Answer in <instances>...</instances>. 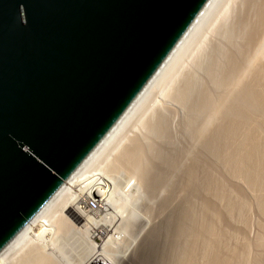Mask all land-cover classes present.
<instances>
[{"label": "water", "instance_id": "95a60500", "mask_svg": "<svg viewBox=\"0 0 264 264\" xmlns=\"http://www.w3.org/2000/svg\"><path fill=\"white\" fill-rule=\"evenodd\" d=\"M208 0H0V253L147 84Z\"/></svg>", "mask_w": 264, "mask_h": 264}, {"label": "bare ground", "instance_id": "6f19581e", "mask_svg": "<svg viewBox=\"0 0 264 264\" xmlns=\"http://www.w3.org/2000/svg\"><path fill=\"white\" fill-rule=\"evenodd\" d=\"M248 1L249 3L252 4V6L251 4H249L251 7L257 9L256 10L257 21L256 20L254 21L256 22V24L249 23L250 27L249 24H245V26L247 27L243 25L245 28L247 29L249 28L248 29L249 31L245 30V32L247 31L246 33H248V35L245 34L243 37L245 39V36H247L245 41L246 43H244L246 48L251 46V44L253 45V43L257 41L258 35L260 34L262 27L264 26V0H248ZM215 2L217 3L216 0L207 1L206 5L197 15L193 23L183 34L181 39L178 41V43L175 45V47L172 49L169 55L165 58V60L162 62V64L159 66V68L156 70V72L153 74V76L150 78L147 84L143 87L140 93L132 101V103L129 105L126 111L122 114L119 120L114 124L111 130L99 142V144L94 148L91 154L83 161V163L67 179V181L61 186V188L52 196V198L42 207V209L32 218V220L12 240V242L0 253V264H16L15 259H17L19 255L21 256V259L22 257L23 260L25 259L24 261H22L23 262L22 264H60V262H54V260L57 259H53L52 258L53 256L49 257L47 255L48 257H44L45 254H48V251H46L47 253L43 255V253L45 252L44 249L46 248V250H48L47 245L53 243L52 240L54 239L51 237L54 235L56 236L60 232L68 229V226L71 225L72 221H74L77 224L78 230L86 243V252L82 256H80L78 260L79 262L77 261L78 263L76 262V264H122L121 262H118L116 258H114L116 254L114 253L113 247L117 243V241L120 240L119 238H121V232L117 231L118 225H115L116 223H114V220L117 218H121L122 212L124 211L123 206L125 205V202L128 199L127 197H129L131 194L130 192L132 191L131 189L132 186L129 184L131 188L129 187L128 189L127 187L128 191L127 190L123 191V196H125L124 199L126 198L125 200L118 198L116 196V193L120 190H116V188H114L113 185L111 187L113 174L107 168L101 165L99 159L101 160V157H103L105 154H107L110 151L112 152L113 149L119 150L118 148H121L123 146V143L121 146L118 144V142L119 143L120 141L122 142L123 139L121 138H123L122 135L124 134V131H126L127 126L131 124L132 121H134L132 119L135 118L138 112L143 108V100L157 86L158 82L161 80V77L164 76L163 74L166 72L165 70L167 69L169 70L170 68L169 66L173 64L172 62L176 63L178 61L177 59H176L177 61H174L175 58L178 56L177 54L180 53V50L188 42L189 38H192L190 37V34L194 33V31L200 26L202 20L206 17V14L209 12L210 8L213 7ZM263 44L260 43V46L262 45L263 47ZM260 49L262 48L259 47V50H256L257 53L255 55H252L253 57L255 56L254 58L252 59L250 58V60L248 59L249 60L248 62H244V63L241 62L242 58L241 60L239 58V55L242 54L244 50L238 51L237 55L232 53L231 54L227 53L225 56L226 65L222 70H219V64L217 63H213V65L211 64L212 66L210 67L211 68L210 77L213 80V82L219 85L220 87H223V89L224 88L226 89V87L224 86H227L228 83L233 80L232 81L234 82L233 85L235 84L234 88L236 87L238 94L234 95L233 93L234 95L233 97L232 94H230L231 96H229L227 94L228 90L226 89L227 90L226 95L229 98L222 100L223 98H225L224 95L221 99L222 101L217 100L218 102H222L221 104L219 103L221 106L218 105L220 106L218 107L220 109L217 111L220 114L217 115L220 116V119L222 118L221 119L222 123L218 122L221 123L219 127L217 126L218 123H216L217 125L215 126H217L216 128L217 130H215L214 127L215 131L212 129L213 131L211 130L212 132H209L210 133L209 135L207 134L208 131H206L207 132L206 133L201 129L200 130L203 132V134L199 130L197 131V133L198 132L201 133L203 135L202 137L204 138L207 136V138L204 141L205 143H202L203 139L201 138L200 140L202 141L200 140L199 141L202 143V144L200 143L201 147L204 146L203 147L204 149L203 148L202 149L208 154V156L211 157V160L221 165L223 164V167H226L227 172H229L232 175V176L229 175L230 177H233L235 180L242 181L245 184V186L249 190H251V192L257 195L259 199L258 208H260V210L262 211L261 214L263 213L264 215V137H263L264 134H262L264 132V65L263 66L259 65L263 63L260 61L261 59H258L261 58L258 57L260 53L259 52ZM257 61L258 62L260 61L261 63L259 62V64H257L258 63ZM175 67L176 66L174 65V68ZM217 70H219L220 73H217ZM250 70L251 73L249 74ZM245 72L247 73L246 74L247 76L250 75L251 77V78L248 77L247 79L249 80V82L250 80L254 79L250 83L246 82L247 80L244 78ZM169 77L170 76H168V78ZM232 82H230V84ZM231 86L229 85L230 88ZM195 89L196 87L194 81L192 80L189 81L185 86V88L180 92L178 96L179 101L185 104L189 103V100L192 98L193 93H195ZM199 89L200 88L196 90L197 94L195 93L194 99L192 100L191 110L193 115L195 113L198 114V112H201L206 108L211 109L217 107L215 105L214 107H211L213 105V101H215L216 99L212 100V97L204 88L203 89L201 88L202 90ZM232 89H230L231 90L230 92H232ZM237 92L235 91V93ZM211 112L214 113L213 110ZM214 114L218 118L216 113ZM216 117L215 119H217ZM158 120L161 121L158 124L156 123L158 126L155 123H153V126L154 127L155 125L157 126L155 127L157 128L156 134H158L157 132H159L158 135L161 136L160 138H162L159 140L165 141L167 139L166 138L167 127L163 118L162 120L160 119ZM189 120H191L192 122V118ZM217 120H219V118ZM151 128L153 129L152 126ZM127 129H131V128H127ZM150 131L152 132L153 130ZM154 133L155 132H153V134ZM204 133L207 135L205 136ZM200 135L198 136L200 137ZM136 141L138 140L136 139ZM131 143L134 142L132 141ZM129 146L130 145H128V149L127 146L125 148L124 147L122 148L123 150L124 149L126 150L120 153L122 154L121 155L122 157L120 156L119 162L122 164L123 161L122 164L124 166L123 169L129 171V173H131L133 176H136L137 179H139L141 183V185L140 183L139 185L142 186V188H145L149 193L154 194L157 190L160 189V187L161 188L163 187L162 185L167 184L164 186H169V187L170 185H172L171 184L173 183L172 174L175 171H177L181 166L178 162L179 160H177V154L175 155L174 153L172 154L171 152H170L171 154L170 153L168 154L162 148H159L156 144L155 146L157 147L155 146L153 147L156 148V150L158 151L153 149L154 151H156V153H154L151 156L150 154L154 152L152 151L153 147H151V150H149L148 148H146L145 145L143 147V143L141 144V141L140 143L135 142V144H132L130 147ZM145 149L149 150V151L146 150L147 154L145 152ZM150 151L152 152L150 153ZM193 157L196 158L197 156L193 155ZM193 157L192 160H194ZM106 158L107 157L105 156L103 160ZM199 158L197 157L196 160L191 161V163L193 162L194 163L191 164L190 167H189L190 163L186 165L188 167L184 165L187 168L186 170H182L183 168L179 169V171L181 172L184 171L183 173L184 176L180 175L183 177V180L181 182L179 180L178 181L182 183L183 189H186L189 192L191 191L189 193L190 197L185 202H183V205L182 203L180 204L182 205V207H179V209L177 210H175L176 208H174L175 211L172 214H175L176 218L175 219L172 218L174 219V220L171 219L172 221L168 220L171 224V228H169V231L170 229H172V226L174 227V229L171 230V233L173 235L169 233V237H168V238L171 237L172 241L170 243V240L166 237L168 236V234L166 235V233H168L169 231L166 232L165 237L167 238V241L169 240L168 242L170 243V245L168 247L166 246L167 248L163 247L164 251L161 248L163 254L160 256H158L159 254L157 255L158 258L162 256L161 262L158 258H156V260L159 261L161 264H198L197 262L201 261V259L198 258L200 253L201 254L200 257H202L203 259L202 260L203 262H200L202 264H235L237 262L238 264L242 263L239 261L244 259L243 258L244 253L242 254L238 250L237 252L236 250H234L235 252L231 254H227V253L224 254V250L226 251L228 250L226 249L227 243H225L227 242L226 241L227 234H225L226 232L225 233L222 232V230H220L218 227L219 226L218 220H220L219 218L222 217L221 216L222 211H220V209L218 208L217 206L218 203L214 202V201L225 202L226 209L224 211H226L229 214H232L234 211H236L235 209L240 208L239 206L236 205V203H238V200L237 199L234 200V196H233L234 192H232L233 190L230 191L229 187L227 189L226 187L227 183L225 184L226 185L225 186L224 183L221 181V179L217 178L218 176H216L213 173L211 169L212 165H209L211 162H208V159L206 162L205 159V162L203 161L204 162L203 164V162H201L200 160L203 157H201L200 159ZM119 162L118 164H120ZM179 174L180 172L178 173V175ZM178 177L175 180H177ZM179 178L181 179V177ZM238 191L240 192V190ZM88 197H97L99 199L100 207L97 211L91 213L88 212L87 209L85 208V201ZM211 197L214 200H212ZM240 202L244 204L243 201ZM197 203L200 204V206L198 204L199 208L197 207ZM69 204L70 206L73 205L75 210H72L69 207ZM166 204L168 203L166 202L162 206ZM243 207L241 209H243ZM116 221H118V219ZM168 226L170 227V225ZM152 233L158 234V231L151 232V234ZM157 234L151 235L152 239L155 236H157ZM151 237L150 240H152ZM165 237L163 238L165 239ZM97 238L104 239L103 244L98 245V242L95 241V239ZM148 238L147 240H145L144 242L145 244L146 241H148L147 244H149ZM259 239L260 240L257 242L258 243L257 245L264 246V236H262V238L260 237ZM153 243L150 242L151 245ZM151 245L150 246L146 245V248L148 247L149 249L150 247L149 250L150 253L152 254L153 251L151 252V248L153 247L154 244L152 245V247ZM155 245L157 246V243ZM246 247L247 245L243 247L244 249L243 248L241 249L243 250L242 252H244ZM154 248H155L154 250L156 251L157 247ZM41 249L43 251L41 252V254L36 252L37 250L40 251ZM157 249L160 251L159 248ZM32 250L34 251L36 250L34 252L36 253L35 258L33 257L34 254L32 253L33 252ZM28 251L31 254H33L32 256L33 260H31L32 257L30 256V253L29 255H25L28 254ZM145 251L146 252L144 253V255H147L146 253L148 251L147 250ZM159 251L158 253H160ZM37 253L40 255L37 256ZM140 253L143 254L142 252ZM21 254H23V256ZM126 254H128V252ZM24 256H26L27 259L24 258ZM149 256L150 255L148 254V258H147L148 260L150 258ZM153 257H154V253L152 258ZM51 258L53 260H50ZM156 260L154 261L156 262ZM17 261H18L17 263L20 262L19 260ZM154 261L153 263H155ZM72 264H74V262H72Z\"/></svg>", "mask_w": 264, "mask_h": 264}, {"label": "rangeland", "instance_id": "374dc122", "mask_svg": "<svg viewBox=\"0 0 264 264\" xmlns=\"http://www.w3.org/2000/svg\"><path fill=\"white\" fill-rule=\"evenodd\" d=\"M216 1L217 3L216 2L214 3L213 7H211L209 12L206 14V17L202 20V23L199 26L200 28L198 27L194 31V33H191L192 35L190 34V37L192 38H189L188 40L189 43L186 41L187 43L185 44L186 46L184 45L183 47L184 49L182 48L183 50L181 49L180 53L177 54L178 56L175 58L174 61H177V60L178 61L176 63L172 62L173 64L169 66L170 68L168 67L169 70L168 69L165 70L166 72L163 74L164 76L162 75L163 77H161V80L163 82L160 80L158 84L161 82L162 83L159 85L157 84V86L148 94V96H146L145 98L146 100L145 99L143 100V108H142L143 110L141 109L138 112L139 115L137 114L136 117L132 119L134 121H132L131 124H129L130 126L129 125H128L129 127L127 126V128H131V129L126 128V131H124V134L122 135L123 138H121L123 139L122 142L121 141L120 143L118 142V144L121 146L123 143V146L121 148H118L119 150L113 149L112 152L110 151L107 154H105L103 157H101V160L99 159L101 165L107 168L113 174V180L111 181V187L113 185L114 188H116V190L121 191V192L118 191L119 193L118 192L116 193V196L118 198L125 200L126 198L124 199L125 196H123V191L125 190L128 191L129 187L131 188L132 186L131 188L132 191L130 190L131 194L129 197H127L128 199L126 200L125 205L123 206V210H124L122 212L123 217L121 216V218H117L118 221H116L117 219L114 220V223H116L115 225H118L117 231L121 232V238H119L120 240H118L117 243L113 247L114 253L116 254L115 257L114 256L113 257L116 258V260L118 262H121L122 264H150L151 262H152L151 264H155V263L161 264L160 262H161L162 256L158 258V256L163 254L161 248L164 251V248L166 246L168 247L172 241L171 237L168 238L169 233L172 234L171 230L174 229V227L172 226V229H170L169 231V228H171V224L169 221H172L176 218L175 214H172V213H174L175 210L179 209V207H182L183 202L189 199L190 197L189 193L191 192V191L189 192L186 189H183L182 183L180 182L183 180L182 176H184L183 175L184 171L181 172L179 171V169L183 168L182 170H186L187 169L186 167H188L186 165L190 163L189 165L190 167L191 164L194 163V162L191 163V161L196 160L197 157L199 158L200 154H201L200 158L203 157L201 159L199 158L201 162L203 161L205 162V159L207 162V159H208V162H211L209 165H212V167L211 166L210 167L213 173L216 176H218L217 178L221 179L224 185L227 183V186L225 185L227 189L229 187L230 191L233 190L232 192H234L233 193L234 200L236 199L238 200V203H236V205L240 207L238 209L236 206L238 210L235 209L236 211H234L232 214H229L226 211H224L226 209L225 202L220 201L221 202L220 203V202L214 201L218 203L217 206L220 209V211H222L221 212L222 217H220L219 218L220 220H218V224H219L218 227L220 230H222V232L224 233L226 232L225 234H227L226 235L227 242L225 243H227L226 249L228 250L227 251L224 250V254L225 253L231 254L235 252L234 250H236V252L238 250L242 254L244 253L243 258L245 259V261L244 259L239 261V262H242L239 264H243V263L244 264L245 263L246 264H264V246L257 245L258 244L257 242L260 240L259 238L260 237L262 238V236H264V215L263 213L261 214L262 211L260 210V208H258L259 199L257 195L251 192V190H249L242 181H238V180H235L233 177H230L229 175L231 174L227 172V169L226 167H223V164L221 165L211 160V157L208 156V154L203 150L204 144L202 145L203 147H201V144L205 143L204 141L207 138L206 135L207 134L209 135L210 134L209 132H212L214 130V127H215V130H217L216 129L217 126L219 127L220 124L222 123L221 122L222 118L220 119V116H218L220 114L217 112L220 109L218 107L221 106L220 104L222 102H218V101H220L224 95H225L224 96L225 98H223L222 100L229 98L226 95L227 90H228L227 94L229 96H231L230 94H232V97H233L234 95L238 94L236 87L234 88L235 84L233 85L234 83L232 82L233 80L230 81L232 82L231 84L233 87L231 86L230 82L227 85L228 87L224 86L226 87L227 90L225 88L223 89V87H220L219 85L214 83L210 77L211 76L210 67L213 65V63H217L219 64V70L224 69V66L226 65L225 64L226 54L232 53V54L237 55L238 51H241V50L242 51L244 50L242 54L239 55L240 60L242 58L241 62L242 63L248 62L250 58L252 59L255 57V56L253 57L252 55H255L257 53L256 50H259V47L262 48L260 49L259 51L260 53L258 56L261 58H258V57L257 58L261 59L260 61L264 63V60H263L264 59V44H263L264 43L263 42L264 26L262 27L260 34L258 35L257 41L254 42L253 45L251 44V46L246 48L244 43H246L245 41H246L247 36H245V39L243 37L245 34L248 35V33L246 32L249 31L248 30L249 28L248 29L245 28L247 27L245 26V24H249V23L256 24V22L254 21L257 19L256 17L257 9L254 7H251L252 4L249 3L248 0H216ZM249 4H251V6ZM250 24H249V27H250ZM245 30L247 31L245 32ZM260 43L263 44V47L262 45L260 46ZM178 58H180L181 60ZM259 62L257 64H259ZM263 63L259 65L263 66L264 65ZM174 65L176 66L175 68H174ZM219 70H217V73H220ZM250 73H251V70L249 74ZM246 74L247 73L245 72V75ZM245 75H244V78L246 80L248 79V77L251 78L250 75L249 76L247 75L245 76ZM168 76H170L169 77L170 79L168 78ZM252 78H255V77H252ZM191 80L194 81L195 83V87H196L195 93L196 94H197L196 90L198 88L200 89L204 88L210 94V96L212 97V100L216 99L215 101H213V105L211 107H214V105L217 107L216 108L214 107L211 109L214 111V113H216V115L218 114L217 116L219 120H217L218 118L215 116L213 112H211L212 110L210 108H206L203 110L204 112L201 111V112H198V114L195 113L193 115L192 110H191V105H192V100L194 99L195 93H193L192 98L189 100V103L185 104L179 101L178 96L180 92L185 88L187 83ZM253 80H250V82ZM246 82H249V80H247ZM163 83H166V84H163ZM229 85L231 86V88L229 87ZM230 89H232V92H230L231 91ZM235 91L237 93H235ZM215 117L217 119H215ZM162 118L165 121V124L167 127V137H166L167 139L165 138L166 139L165 141L159 140L162 138H160L161 136L158 135L159 132H157L158 134H156L157 128H155L158 126L157 124L161 122L158 119L162 120ZM191 118H192V122L191 120H189ZM218 122H221V123H218ZM153 123L155 124L157 123L156 124L157 126L155 125L154 127ZM216 123H218V125ZM149 126L150 128L152 126L153 129L152 128L150 129ZM149 129L153 131L151 132ZM200 129L205 132L208 131V133L206 132L207 134L204 133L206 136L205 138L202 137L203 132ZM198 130L201 131L202 134L199 132L198 134L197 133ZM153 132L155 133L153 134ZM197 134L198 135L201 134L200 137ZM262 134H264V132ZM200 138L203 139L202 143L200 142L202 141L200 140ZM136 139L138 141H136ZM132 141L134 143H131ZM140 141H141V144L143 143V147L145 145L146 148H148L149 150H151V147L157 144L159 148H162L168 154L170 152L172 154L174 153L175 155L177 154V160H179L178 162L181 166L179 165L180 168L172 174L173 183H171L172 185H170V187L164 186V185H167V184H164L162 185L163 186L162 188L161 187L160 189L158 188L159 190H157L154 194H151L145 188H142V186H140L141 183L139 179H137L136 176H133L131 173H129V171L123 169L124 167L122 165L123 159L121 158L122 164L119 162L120 156L122 155L120 153H122V151L124 152L126 149L123 150L122 148L123 147L125 148L127 146V149H128V145L131 146L132 144H135V142L140 143ZM148 149H145L146 154H147L146 150ZM153 149L156 150V148L153 147L152 151H154ZM152 151H150V153ZM156 151L152 152L150 155L152 156L154 153H156ZM193 155L197 157L194 158ZM105 156L107 158L103 160ZM192 157L194 160H192ZM117 161L120 164H118ZM178 171L180 172L179 175H178L179 173ZM175 176L176 178L179 176L181 177V179L178 177V179L175 180L176 179ZM129 184L131 186H129ZM132 184L133 185L135 184V185L133 186ZM235 189L237 191L240 190V192L238 191L239 192L238 193ZM212 200L214 199L212 198ZM239 200L243 201L244 204L240 202ZM165 201L168 204L164 205L165 206L164 207L162 205L166 203ZM181 203L182 205H180ZM240 203H242L243 205ZM198 204L199 203H197V207L199 208L200 204L199 206ZM69 207L72 210H75L73 205L70 206L69 204ZM242 207L243 209L244 208L245 209L244 210L241 209ZM174 208L176 209L174 210ZM167 223L168 225H170V227L167 225ZM155 231H158V234L157 233L151 234V232H155ZM78 232L79 230H78L77 224L74 221H72L71 225L68 226V229L60 232L56 236L54 235L55 237L54 236L51 237V238H54L52 240L53 243L50 244L51 246L47 245L48 250H46V248L44 249L45 252L43 253V255L47 253L46 251H48V254H45L44 257L53 256L52 257L53 259L58 260V261L54 260V262H60V264H70V263L72 264V262L76 264L80 256H82L86 252V243L84 241V238L80 234V232L79 233ZM165 233L166 235L168 234V236H166ZM150 234L151 235L157 234V236L154 235L155 237L152 239ZM165 236L170 240V243L168 242L169 240L167 241V238ZM150 237L154 241V243L152 240H150ZM163 237H165L166 241ZM147 238L149 239V244H147L148 241H146V244L144 243L145 240H147ZM95 241L98 242V245H101L103 244L104 239L97 238L95 239ZM150 242L154 244V245L152 244L153 247L150 244ZM156 243H157V246L155 245ZM146 245L148 246L151 245L152 247L151 252L153 251L152 254L150 253V250H149L150 247L148 249V247L146 248ZM162 245H165V246H162ZM246 245L247 247L245 248V250L246 249L247 250L246 251L244 250V252H242L243 250L241 249ZM154 247L159 248L160 251L157 248L155 251ZM27 250H26V253H27ZM145 250L148 251L146 253L147 255H144V253L146 252ZM32 251H33L32 253L34 254V256L29 251H28V254H25V255H29L30 253V256L31 257L33 256L35 258L36 253L34 252L36 250L35 251L32 250ZM158 251L160 253H158ZM36 252L41 254V252L43 251L41 249L40 251L37 250ZM127 252L128 254H126ZM140 252H142L143 254H141ZM38 253H37V256L40 255ZM153 253H154L155 258L154 257L152 258ZM23 254L21 255L23 256ZM148 254L150 255L149 257L151 258L152 261L150 260V258H149L150 261L147 259ZM200 255L201 254L199 253L198 258L201 259V261L197 262L198 264H202L200 262H203L202 261L203 259L202 257H200ZM30 256H27V257H30ZM33 257L32 259L31 258L30 259L33 260ZM18 258L15 259L16 264H19L20 262H21L20 264H22L23 263L22 261L25 260V259L23 260V257L21 259L20 255L18 256ZM24 258H26V256H24ZM52 258L50 260H53ZM156 258H158L160 262L157 261ZM153 259L156 260V262ZM17 260H19L20 262L17 263L18 262ZM128 260H131V261H128ZM153 261L155 263H153ZM235 264H238V262Z\"/></svg>", "mask_w": 264, "mask_h": 264}, {"label": "built area", "instance_id": "2783aa9c", "mask_svg": "<svg viewBox=\"0 0 264 264\" xmlns=\"http://www.w3.org/2000/svg\"><path fill=\"white\" fill-rule=\"evenodd\" d=\"M100 202L97 197H88L85 201V208L88 212H95L99 209Z\"/></svg>", "mask_w": 264, "mask_h": 264}]
</instances>
